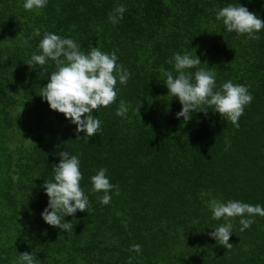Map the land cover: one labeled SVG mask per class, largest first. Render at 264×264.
<instances>
[{"label":"trees","instance_id":"1","mask_svg":"<svg viewBox=\"0 0 264 264\" xmlns=\"http://www.w3.org/2000/svg\"><path fill=\"white\" fill-rule=\"evenodd\" d=\"M236 2L264 22V0H48L33 10L0 0V264H19L24 252L35 264H264V216L243 232L230 218V249L208 235L225 222L212 219L210 199L264 206V29L259 39L227 32L216 12ZM121 4L113 25L107 14ZM45 32L82 51L91 43L114 52L129 73L115 101L93 110L102 123L92 137L40 97L55 65L27 64ZM185 52L201 61L188 71L210 68L217 86H247L253 100L239 127L205 105L188 121L176 118L181 104L164 72L175 75L173 54ZM62 151L79 156L89 198L85 212L65 217L73 232L40 215L48 202L41 185ZM101 167L118 190L108 205L91 192L89 177Z\"/></svg>","mask_w":264,"mask_h":264},{"label":"clouds","instance_id":"2","mask_svg":"<svg viewBox=\"0 0 264 264\" xmlns=\"http://www.w3.org/2000/svg\"><path fill=\"white\" fill-rule=\"evenodd\" d=\"M48 0H23L25 10L41 9L47 5ZM126 8L123 4L109 12L108 20L113 25L123 19ZM216 19L222 21L227 32H235L238 36L246 35L249 39H259L258 33L264 29L259 15L240 5L229 3L216 12ZM35 35H40L39 29H34ZM39 54H32L28 66H44L52 61L55 71L48 73V82L40 88V97L46 101L51 110L62 113L64 118L75 125L76 133H83L88 137L97 134L101 121L93 115V110L107 107L117 96L120 85L127 83L129 73L117 63V56L113 53L102 52L91 43L86 51L69 37H61L52 32H45L38 45ZM196 53V51H195ZM173 71L164 72V85L168 94L178 99L181 109L176 118L188 121L197 106H210L213 112L218 113L224 120L234 127H239L238 120L244 109L249 105L253 96L246 85L234 84L231 80L216 84L215 74L210 68H199L194 72L188 71L201 64L196 54L185 52L173 54ZM207 108L201 111H206ZM125 109L123 101L116 115L122 116ZM80 137V136H78ZM77 137V138H78ZM53 178L44 180L41 185L48 197L47 206L41 212L42 220L49 226L61 231L73 232L72 222L66 221V216H74L77 211L85 212L89 207V198L80 185L82 174L80 171V158L68 151L59 153V163L52 168ZM107 169L99 168L89 177L91 192L99 193L98 200L101 205H108L112 195L118 194L116 185L110 183L106 175ZM115 190V191H114ZM111 193V194H110ZM212 219L224 218V223L209 232V237L225 249L233 245L229 242L232 232V220L239 217L240 231L248 229L256 215L264 216V206L252 205L238 200L220 202L212 198L208 201ZM130 249L140 252L139 244L130 245ZM19 264H35L34 253L24 252L18 254ZM131 264V257L129 258Z\"/></svg>","mask_w":264,"mask_h":264}]
</instances>
